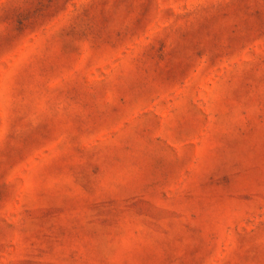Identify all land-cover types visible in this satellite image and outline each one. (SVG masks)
<instances>
[{
	"label": "rangeland",
	"instance_id": "1",
	"mask_svg": "<svg viewBox=\"0 0 264 264\" xmlns=\"http://www.w3.org/2000/svg\"><path fill=\"white\" fill-rule=\"evenodd\" d=\"M0 264H264V0H0Z\"/></svg>",
	"mask_w": 264,
	"mask_h": 264
}]
</instances>
